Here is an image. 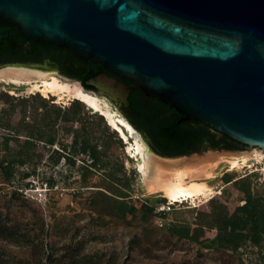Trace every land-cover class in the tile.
Returning a JSON list of instances; mask_svg holds the SVG:
<instances>
[{
	"label": "water",
	"instance_id": "obj_1",
	"mask_svg": "<svg viewBox=\"0 0 264 264\" xmlns=\"http://www.w3.org/2000/svg\"><path fill=\"white\" fill-rule=\"evenodd\" d=\"M0 22L109 71L88 81L96 91L75 80L94 96L128 105L127 79L180 121L264 150V0H0ZM124 117L152 152L181 157L155 152Z\"/></svg>",
	"mask_w": 264,
	"mask_h": 264
},
{
	"label": "rangeland",
	"instance_id": "obj_2",
	"mask_svg": "<svg viewBox=\"0 0 264 264\" xmlns=\"http://www.w3.org/2000/svg\"><path fill=\"white\" fill-rule=\"evenodd\" d=\"M28 62L36 66L56 67L57 69L51 70L56 76L69 82H78L65 76L58 64L47 56L39 62ZM6 78L0 79V89L10 94L30 96L39 92L32 88V83L37 80L35 78L18 82L10 80L8 76ZM46 98L54 99L52 102L63 106H68L75 100H60L52 95ZM101 102L104 109L115 111L118 116H126L123 108L109 103L107 99L102 98ZM84 105L90 110L84 116V123L59 122L56 128L59 142L52 148L38 144L27 152L20 150L12 142L13 152H9L3 144L0 145V225H18L21 227L20 232L26 234L22 243H13L5 234L0 233V264H37L53 254L60 258L64 255V247L71 242L79 244L76 258L80 262L107 264L110 261V264H122L128 253L129 242L134 235L141 234L140 227L136 224L132 228H125L116 220L99 216L90 211L87 199L97 190L106 191L111 188L116 191L123 183L128 184V191L137 205L152 196L165 199L159 204L157 223L177 219L192 224L191 236L183 241H165L167 235L161 233L159 239L164 248L159 252L138 256L141 251L146 250L143 243L135 244L136 255L128 264H264V236H252L250 244L234 257L200 247L203 241L212 239L216 234V206L224 204L230 212H235L238 206L254 208L259 204L264 205V158L257 159L253 156L247 163L236 168L229 162V158L241 152L260 151L259 149L248 146L215 147L208 143L198 151L178 155L187 156L184 165L195 164L199 167L196 180L205 182L213 191L211 196L197 202H171L164 192L148 188L138 169L140 158L128 151L133 138L124 140L105 116L110 132L116 139L104 137L109 147L105 168H89V162L86 161L88 154L85 151H81L73 161L61 154V143L70 145L74 136L83 139L92 131L91 143H96L101 137L93 117L94 113L99 112L85 103ZM58 150L60 153L54 152ZM19 151H22L21 154H18ZM82 161L86 164L84 169ZM250 174L254 175L255 190L242 192L233 182ZM257 193L260 195L257 196ZM172 206L178 211L172 212ZM25 241H31V246L25 247ZM89 257H93V260L89 261Z\"/></svg>",
	"mask_w": 264,
	"mask_h": 264
},
{
	"label": "trees",
	"instance_id": "obj_3",
	"mask_svg": "<svg viewBox=\"0 0 264 264\" xmlns=\"http://www.w3.org/2000/svg\"><path fill=\"white\" fill-rule=\"evenodd\" d=\"M7 31L10 36L0 45V66L9 63H28L29 60L39 62L47 56L53 63L58 64L65 76L81 81L87 89H94V86L88 83L90 79L100 73L111 74L98 64L87 62L62 47L29 40L15 26L0 22V32ZM118 79L131 87L128 96L129 104L125 108L128 112L126 117L146 135L155 152L164 156L189 154L200 150L204 140L215 147L224 145L231 148L241 144L195 119L179 122L182 114L173 107L156 98L146 96L134 82ZM53 100L43 97L39 92L30 96H16L0 89V145L3 144L9 152H13L12 142L20 150L24 149L27 152L38 144H45L52 148L59 142L56 129L59 122L84 123V116L90 110L86 109L82 101L75 99L70 105L63 106L52 102ZM153 101L155 105L152 104ZM168 112L174 113L175 117H165ZM93 117L97 129L101 132L100 139L96 143H91L90 133L92 131L83 139L74 136L70 145L61 143V154L69 161H73L75 156L85 151L88 154V159H86L89 162L88 167L102 169L107 166L109 157V147L104 137L116 139L115 135L110 132L103 115L94 113ZM92 130L95 131L94 128ZM218 136H221L220 139ZM21 152L19 151L18 154ZM54 152L60 153L59 150ZM82 164L84 169L85 161H82ZM7 171L12 176L10 170ZM132 172L137 174L136 170ZM253 177V174L246 175L233 183L242 192L255 190L256 184L253 182ZM128 188V184L123 183L117 187L116 191L111 188H107L106 191L97 190L87 199L90 211L99 216L116 220L125 228H132L136 224L140 227L141 234L137 233L129 242L128 253L122 264H128V261L136 255L134 251L137 243L138 245L140 242L143 243L146 250L141 251L138 256L163 250L162 240L159 239L161 233L167 235L165 241L169 239L183 241L191 236L192 224L189 222L168 219L163 223H157L156 218L159 214L157 210L159 204L165 199L152 196L143 199L142 203L137 205ZM171 208L172 212L178 211L175 206ZM214 212L217 218L214 225L216 234L212 239L203 241L200 244L201 249L234 257L250 244L252 236H264V205L262 204L254 208L238 206L235 212H230L226 205L220 204L214 208ZM20 230L21 227L18 225L8 226L6 223L0 225V233L5 234L7 239L13 243H22L25 239L26 234H22ZM25 242V247L31 246V241ZM78 248L79 244L71 242L64 247V255L60 258H56L53 254L37 264H55L56 262L59 264H88L76 258ZM88 259L91 261L93 257ZM110 263L107 261V264Z\"/></svg>",
	"mask_w": 264,
	"mask_h": 264
},
{
	"label": "bare ground",
	"instance_id": "obj_4",
	"mask_svg": "<svg viewBox=\"0 0 264 264\" xmlns=\"http://www.w3.org/2000/svg\"><path fill=\"white\" fill-rule=\"evenodd\" d=\"M7 76L15 82L30 77L35 78L37 80L32 83V88L41 92L45 97L52 95L60 100L79 99L94 110L100 111L105 115L111 126L119 131L124 140L128 141L130 136L133 138V142L128 146V151L133 156L140 158L138 169L143 174L151 191L164 192L171 202L186 200L197 202L212 195L213 190L211 187L205 182L196 180L199 176L196 173L199 167L195 164H183L187 160V156L168 158L152 152L141 135L134 130L124 116H118L115 111L104 109L101 104L102 98L86 92L79 82L62 80L50 70L31 67L7 66L0 68V79H7ZM121 125L125 126L128 132H125ZM257 149L260 151H244L229 158L230 165L236 168L247 163L253 156L257 159H263L264 150Z\"/></svg>",
	"mask_w": 264,
	"mask_h": 264
},
{
	"label": "flooded vegetation",
	"instance_id": "obj_5",
	"mask_svg": "<svg viewBox=\"0 0 264 264\" xmlns=\"http://www.w3.org/2000/svg\"><path fill=\"white\" fill-rule=\"evenodd\" d=\"M3 34H8V36H10V34H9V32L7 31V32H4ZM9 38V37H8ZM7 38V39H8ZM3 42V41H2ZM2 44V43H1ZM30 62H28V63H21V64H29ZM17 64V63H16ZM55 69H57L56 67H55ZM152 99H154V98H152ZM148 102H150V101H148ZM147 102V103H148ZM152 104L153 105H155L154 104V101L152 102ZM117 106L119 107V108H123V111H124V114L127 116L128 114V112L125 110V108H126V106H128V105H125V104H121V103H117ZM182 116V115H181ZM162 117H163V115H162ZM165 117H171V118H173V117H175V114L174 113H172V112H168V113H166V115H165ZM181 118V117H180ZM186 121V120H185ZM179 122H181L180 120H179ZM220 137L221 136H218V139H220ZM206 144H208V142L206 141V140H204V141H202V143H201V147L200 148H202V147H204ZM246 145H242V144H239V145H235V146H233V147H231V148H239V147H245ZM221 147H225L224 145L223 146H221Z\"/></svg>",
	"mask_w": 264,
	"mask_h": 264
},
{
	"label": "built area",
	"instance_id": "obj_6",
	"mask_svg": "<svg viewBox=\"0 0 264 264\" xmlns=\"http://www.w3.org/2000/svg\"><path fill=\"white\" fill-rule=\"evenodd\" d=\"M159 210V209H158Z\"/></svg>",
	"mask_w": 264,
	"mask_h": 264
}]
</instances>
